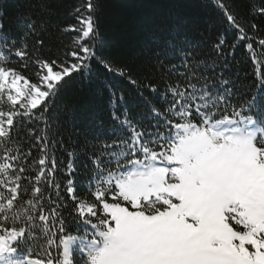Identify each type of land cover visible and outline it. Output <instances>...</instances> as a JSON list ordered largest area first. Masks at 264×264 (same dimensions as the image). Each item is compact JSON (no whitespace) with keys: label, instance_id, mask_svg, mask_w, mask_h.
<instances>
[{"label":"snow or ice","instance_id":"6c2138e0","mask_svg":"<svg viewBox=\"0 0 264 264\" xmlns=\"http://www.w3.org/2000/svg\"><path fill=\"white\" fill-rule=\"evenodd\" d=\"M98 7L99 0H85L76 9L77 15L81 10L88 15L80 28L64 29L78 34L70 50L63 59L37 55L31 60L37 69L32 77L23 74L27 64L18 69L9 62L13 56L28 60L27 46L17 47L0 35V105L8 107L0 110V189L7 190V195L0 192V264H73L74 251L83 264H264V93L260 100L253 96L233 104L227 81L222 88L207 78L201 82L190 49L179 50L182 82H165L164 88L148 82L139 91L147 105L148 128L132 119L127 108L121 119L116 108L124 94L106 85L120 129L113 128L107 136L114 139L102 140L89 158L90 199L78 195L71 178L76 158L67 164L69 178L60 194L61 185L54 180L57 161L49 158L44 136L35 137L44 146L34 161V180L22 187L32 149L22 152L12 146L16 117L43 115L70 79L90 77L100 68L128 77L140 89L129 71L114 66L102 46L97 47ZM216 7L236 41H249L246 48L255 63L253 40L264 48V38L250 36L226 0H216ZM251 14L264 16V7ZM25 26L35 33L31 19ZM3 28L0 23V32ZM250 28L259 31L254 22ZM37 43L43 46V40ZM225 43L221 35L212 47L220 54ZM237 46L232 45L233 52ZM144 90L152 99L143 96ZM120 130L123 134L117 135ZM52 187L55 201L51 196L45 200L44 191ZM66 201L91 229L82 237L67 232ZM38 240L43 241L38 245L42 255L31 247Z\"/></svg>","mask_w":264,"mask_h":264},{"label":"trees","instance_id":"16d2710c","mask_svg":"<svg viewBox=\"0 0 264 264\" xmlns=\"http://www.w3.org/2000/svg\"><path fill=\"white\" fill-rule=\"evenodd\" d=\"M84 2L85 0H0V23L4 25L0 35L6 34L16 42L17 47L26 45L30 57L28 60H19L13 56L10 64L18 69L27 64L23 74L32 77L37 69L31 60L37 55L63 59L78 35L75 32H65L64 29L70 25L81 27L80 20L88 13L81 10L77 15L76 9ZM226 2L250 36L264 38V16L251 14L254 9L264 7V0ZM28 19L35 23V33L28 31L25 26ZM253 22L259 26V31L255 33L250 28ZM94 23L99 32L97 47L102 46L103 52L114 66L129 71L131 77L139 81L140 89L131 86L128 77L113 76L100 68L90 77L79 75L70 79L49 101L50 110L43 115L34 112L30 118L16 117L12 146L22 152L32 149L31 159L27 161L31 166L30 171L25 174L22 187L28 179L34 180L31 172L38 170L34 161L41 158L43 154L39 149L44 146L36 144L35 137L44 136L49 158L54 157L57 161L58 172L54 175V180L61 185L60 194L63 195L64 185L69 178L66 175L67 164L69 160L76 158L75 172L71 178L75 180L78 195L90 199L89 158L102 140L114 139L107 136L113 128L120 129L112 118L113 106L106 85L111 84L115 91L124 94L123 104L117 103V114L121 115L127 108L132 119L144 121V127L148 128L150 122L147 119V105L139 91L148 82L157 84L160 88H164L165 82H182V73L185 72L180 67L183 61L179 58V50L182 48L192 50L191 63L199 69L192 71H196L202 78L201 82L203 78H207L221 88L225 81L228 82L233 104L250 100L253 96L260 100L264 93V88L261 87V81H264V48L253 40V51L256 53L254 63L252 54L246 48L249 41H236L233 29L216 7V0H99ZM221 35L226 37V43L221 53L217 54L212 45ZM38 40H43L42 47L37 43ZM233 44L238 45L234 52ZM157 53L164 55L157 59ZM173 66L175 70H172ZM143 96L152 99L153 94L144 90ZM0 110L8 111L7 105H0ZM142 113L145 115H141ZM121 134L122 130L117 132V135ZM69 153L73 156H69ZM40 186L45 188L44 183ZM0 192L7 195L6 189H0ZM49 196L51 201H55L54 187L44 191V199L47 200ZM28 198L30 197L25 196L24 199ZM66 203L68 207L62 211L67 232L81 237L86 231L90 232V227L75 216L71 202ZM38 245H43V241H35L31 247L42 255L43 249ZM72 262L83 264L80 253L73 255Z\"/></svg>","mask_w":264,"mask_h":264},{"label":"rangeland","instance_id":"374dc122","mask_svg":"<svg viewBox=\"0 0 264 264\" xmlns=\"http://www.w3.org/2000/svg\"><path fill=\"white\" fill-rule=\"evenodd\" d=\"M13 94H14V93H13ZM74 236H76V235H74ZM76 252L79 253V251H74V252H73V255H74ZM73 255H72V256H73ZM71 259H72V257H71Z\"/></svg>","mask_w":264,"mask_h":264}]
</instances>
